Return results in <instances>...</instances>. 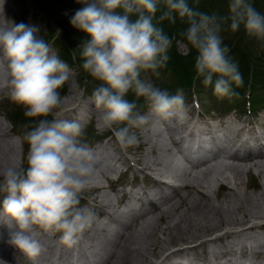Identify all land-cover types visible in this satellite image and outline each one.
<instances>
[{
  "label": "clouds",
  "instance_id": "1",
  "mask_svg": "<svg viewBox=\"0 0 264 264\" xmlns=\"http://www.w3.org/2000/svg\"><path fill=\"white\" fill-rule=\"evenodd\" d=\"M161 2L160 21L175 23L178 15L187 23L179 35L197 52V77L219 98L238 97L232 85L243 86L221 33L243 26L249 37L264 41V13L251 0H229L227 15L199 11L187 0H77L82 7L70 23L89 37L77 47L81 67L99 82L92 102L123 149L140 143L133 129L147 125L150 117L182 124L188 116L184 90L171 94L148 75L160 76L174 39L154 23ZM0 52V89L28 118L21 125L26 157L12 155L0 167V224L10 230L9 244L29 257L42 251V233L59 234L71 248L95 221L81 198L97 185L102 167L95 150L80 139L82 125L56 118L68 99L60 89L69 79V66L37 27L23 23L0 22ZM129 93L135 99H127Z\"/></svg>",
  "mask_w": 264,
  "mask_h": 264
},
{
  "label": "bare ground",
  "instance_id": "2",
  "mask_svg": "<svg viewBox=\"0 0 264 264\" xmlns=\"http://www.w3.org/2000/svg\"><path fill=\"white\" fill-rule=\"evenodd\" d=\"M67 97L57 119L69 120V111L75 109L77 117L91 114L79 104L80 97L72 87ZM191 121L185 120L179 125L164 121L161 124L154 121L147 124L149 145L145 143L144 150L152 154L143 152L142 156L137 155L135 161L138 163L137 170L153 186L148 188L146 197L132 195L134 199L137 197L141 205L148 203L151 207L141 212L137 220L127 216L128 212L123 208L117 217L108 210L107 216L117 226L101 221L96 231L91 233L94 242L89 246L85 231L78 244L69 250L71 264H77L75 257L85 258L89 264H255L251 257L264 254V233L257 231L264 226V115L256 118V122L236 116L219 120L216 124ZM4 126L1 122L0 130ZM6 128L10 130L8 126ZM203 133L208 134V139L216 146L217 151L211 160L188 166L185 159L171 151L172 144L187 136V147L195 154L194 150L207 142L201 137ZM223 144L227 150L222 160L220 148ZM157 148L166 150L168 154L160 155L156 152ZM250 148L256 149L257 153L245 151L247 154L244 156L236 154L238 149ZM14 149L10 143L0 148V167L12 156ZM228 149H232V153H227ZM191 159L194 160L193 157ZM220 159L221 164L214 161ZM252 169L258 174L260 185L249 188L242 176ZM166 185L172 189L171 195L166 193ZM97 186L101 185L98 183ZM219 188L225 190L222 196L217 194ZM174 196H179L177 202L162 206ZM98 201L103 209V205L110 204L111 198L105 196ZM152 207L156 214L153 217L155 222L140 219ZM159 221L164 223L163 226H157ZM98 230L103 235H97ZM9 231L6 225H0V250L12 246L9 244ZM173 243L185 245L168 248ZM103 250H106V256L101 260L100 252ZM58 251L57 259L47 255L43 264H59L63 261L65 250L63 252L62 245ZM24 256L30 263H34L29 256ZM0 264L5 262L0 260Z\"/></svg>",
  "mask_w": 264,
  "mask_h": 264
},
{
  "label": "rangeland",
  "instance_id": "3",
  "mask_svg": "<svg viewBox=\"0 0 264 264\" xmlns=\"http://www.w3.org/2000/svg\"><path fill=\"white\" fill-rule=\"evenodd\" d=\"M197 1L200 2L201 0H193L194 3H198ZM207 1L210 3L211 9L215 13L223 12V15L228 14L229 0H207ZM254 1L255 0H251L252 3ZM47 2H48L49 9L56 10V11H58L59 14H62L64 16L69 15L72 11V9L64 8L63 5L61 3H57L56 0H47ZM75 2L77 3V0ZM263 4H264V0H263V3L259 2V6L263 5ZM78 5H80V4H78ZM0 7H1L0 8V22H3V23H10L11 22V23H15V24L23 23V24L28 25V26H35L39 29V34L41 36L47 35V33L50 30V27L53 28V30L55 31V34L59 33L57 26H55L53 24L52 20L48 16V14L46 12L42 11L40 8H38L30 0H5V1L0 0ZM261 8H262L261 13H264V6ZM75 10H77V9H73V13H75ZM140 10H142V9H139V11ZM177 48H178V51L182 54H185L188 52L187 46L182 41H177ZM52 49L54 52L57 53L56 47L52 46ZM0 54H2V52H0ZM68 66L70 69V74H69V80H67L65 82L66 87H67V92H66V95H64V96H67L70 94V87H72L74 89V91L76 92V94L80 97V100H79L80 103L79 104H81V106L83 108H85L88 112L91 113V114L89 113L90 115L85 117L86 119H84L83 122L80 123L82 125V130H83V135L80 137V139L87 142L89 145H92L94 143L96 144V147L99 148L96 155L100 159L99 163H100V166L102 167L101 179L98 181L99 185H101L102 187L96 185L95 187H93V189L91 188L90 190L82 193V198H81V206H87V207L91 208L95 212V215H96V218H95V221H94L92 227L86 230V233H87L86 243L89 246V245H92L94 242V238H91V233L96 231V229H97L96 227L98 226V224L101 221L103 223H109V224H114V225L116 224V226H117V223L113 222V220H111L107 216V211L109 210L108 212L112 213V215L117 217V215L119 214L118 206L121 202V199L124 196H126V193H129L127 191L129 190L131 193L140 194V191H143L144 189H146V186L148 185L147 184L148 181H146V177L143 176V174L137 170L138 163L135 161V158H137V155L142 156L143 152H147L146 150H144L145 149L144 148L145 143L148 144V134L146 133L147 125L143 126L140 129H133V131L136 132L141 143H139L138 145H136L134 147H130L127 149L121 148L120 144L118 143V141L116 140V138L114 136L113 130L108 129L103 125V123L101 121V113L99 110H97L95 108V105L92 102V99H91L92 92L96 86H93L92 88H90L87 86L86 82L80 83V81H78V69H77V67L75 65H71V66L68 65ZM148 75L151 77V79L153 80L155 85L157 83H164V81L166 80L161 73H160L159 77L152 76L150 72L148 73ZM197 86L200 87V88H198L199 92H190L189 91V92L185 93V103H186L187 110H188V116H187L188 120L186 119V122L191 121L192 118L196 117V115H198L199 119L206 120V121L211 120L213 118H218L219 120H221L222 117H224V116L227 118L231 117V116L232 117L236 116L238 118L243 117V118H246L247 120L251 121V119L254 117L255 114L249 115L248 112H246L244 110V108H236L235 106L230 107L229 104H227V103L225 104L228 97L223 98V102H224V105H222V106H224L223 107L224 110H223L222 107L218 106V104H219L218 102L221 100L220 98L217 97L218 102L216 101V103H215V101H213L214 100V92H213V86L212 85L205 86L202 83V79L200 81L197 78ZM16 105L17 104L13 103L10 100V98L8 97L7 91L5 89H0V123L3 122V124L5 125L0 130V148H3L4 146H6L7 144L10 143L15 148L14 153L12 155H15L17 158L24 159L26 157V152H25V147H24V143H23V138H21L18 134H15L12 131V129H11L12 123L10 121H8L7 115L5 113V108L10 109L14 106L16 107ZM141 110L145 113L147 112L146 107L144 109H141ZM263 110L260 111V113H258V114H260V115H258V118L263 117V115H264ZM76 111H77V109L72 110L71 112L69 111V113H72V116L69 118V120L75 119ZM241 111H243V112H241ZM256 115H257V113H256ZM152 121L158 122L160 124L162 123L161 121L155 119L154 117H150L149 123ZM164 122L167 124L168 123L172 124V125H175V124L179 125L180 124V123H177L175 119H172L170 121H164ZM255 122H256V120H255ZM6 126H8L10 128V130H8L6 128ZM86 133H88V135H89V137H87V138H85ZM180 134H177V135L179 136ZM156 152L159 153L160 155L161 154H163V155L168 154V152L166 150H159V148H157ZM147 153H150V155L152 154L149 151ZM134 154H136V155H134ZM129 157L131 158V160ZM220 158L223 160L222 157H220ZM221 159H220V161L219 160H214V161H216L217 164H221V161H222ZM125 160L129 161L130 164L128 162H126ZM111 166H113V167H111ZM112 169H114V170H112ZM122 170H126V173L124 175H121L118 178V180L114 181V179L118 176L119 171H122ZM253 170L254 169H252L250 173L244 174L242 176V180L248 184L249 188L257 187V185H260V183H259L260 178H259L258 174ZM105 173H107V174H105ZM104 174L108 175V176H105ZM149 184L151 185L152 183H149ZM121 185H122V187H121ZM124 185H127V186H124ZM131 185H133V186H131ZM106 186L108 188H106ZM130 189H132V190H130ZM141 189H143V190H141ZM165 191L168 195H171V193L173 192L171 188L167 187V185L165 186ZM136 192H138V193H136ZM224 193H225L224 188L218 189V192H217L218 196H222ZM105 196H109L111 198V202H110L111 205L106 204L105 202H102V203L106 204V205H103V209H102V207H100L98 204L99 203L98 200L102 199L103 197L105 198ZM178 197L179 196H174L172 198L173 200L171 199V201L169 200L167 203H163L162 206H168L170 203H172L174 201L177 202L179 200ZM97 210H99V211H97ZM154 213H155V211H153V207H152L151 210L148 213H146L145 216H142L140 219L144 218V219L150 221L151 223L155 222V221H153V219H154L153 217L156 215ZM131 217L134 218L135 220H137L139 218V216H137V217L136 216H130V218ZM105 218L107 220H105ZM157 223H158L157 226L158 225L163 226V224H164L162 221H159ZM98 234L103 235V233L100 230L97 231V235ZM38 239H40L41 244L43 243L42 244L43 248H42V252H40L39 255L35 256L34 258L29 257V259L33 260L34 263H30V261L25 258L24 253L20 252L18 249L12 248V246H8L6 248L4 247L5 248L4 250H0V258H1L0 260L2 262H5V264H43V261H45V259H46L45 257L47 255H48L47 257L57 259L58 258V252H59L58 251L59 246L62 245L63 252L65 250V252H64L65 253L64 254L65 259L63 261H60L59 264H71V256L69 254L70 248L60 242L59 234L49 235L46 233H42L38 237ZM180 244L185 245L183 243H179L176 245H175V243H173L170 246H168V248H171V247L173 248L174 246H178V247L182 246ZM48 246H49V248H48ZM105 256H106V250L101 251L100 252L101 260ZM154 258H155V256L153 257V259ZM251 259L255 261V264H262L264 262V254L263 255L262 254L255 255V256L251 257ZM74 261L77 264H89V262H87L85 260V258L75 257Z\"/></svg>",
  "mask_w": 264,
  "mask_h": 264
},
{
  "label": "trees",
  "instance_id": "4",
  "mask_svg": "<svg viewBox=\"0 0 264 264\" xmlns=\"http://www.w3.org/2000/svg\"><path fill=\"white\" fill-rule=\"evenodd\" d=\"M42 11L46 12L53 24L58 28V34L50 27L49 32L44 37L49 43L57 48L58 56L65 61L68 65H75L78 69V81L86 82L87 86L92 88L99 84L87 74L81 67L83 61L79 55L78 45L89 37L81 30L74 28L70 23V17L74 15L73 9H78L81 6L78 5L76 0H56L57 3H61L64 8L72 9L71 13L67 16L59 14L56 10H51L48 7L47 0H30ZM191 7L197 8L199 11L207 12L209 14L214 11L211 9L210 3L207 0H201L198 3H194L193 0H187ZM259 2L263 3V0H255L253 2L254 7L261 12ZM122 11V10H121ZM164 11L163 4L161 2L158 11L155 16L154 23L158 27L163 28L165 34L170 37H174L172 48L169 51L170 59L167 62L165 68L159 69L160 73L166 79L164 83H157L156 86L161 89H166L171 94H175L177 89H183L186 92H199L197 86V74L195 71V57L197 52L186 41V38L179 34L187 28V23L182 21L179 16L172 23L168 20L160 21L159 17ZM223 15V12L217 13ZM139 13L135 12L131 15V19L135 20ZM225 28L227 26L225 25ZM223 42L230 49L229 56L239 66V71L243 77V86L236 87L232 85L233 90L238 93V97L233 96L227 98L225 104L229 106H235L236 108H244L245 111L254 112L257 108L264 106V41L255 37H249L243 28L233 33L230 30H225L221 33ZM177 40L184 42L188 47V52L182 54L178 51ZM200 81L202 78H198ZM216 77L213 78L215 80ZM61 95L66 93L65 84L60 89ZM219 98V97H218ZM218 98L214 95L215 102H218ZM127 99L130 101L135 99L133 94L129 93ZM218 102L219 106L224 105L223 98ZM21 106H14L10 109L5 108V113L8 120L13 125V130L23 135L21 125L28 122V118L24 115V108ZM145 107H142L143 109ZM224 110V109H223ZM50 118V117H49ZM25 152L27 153L28 145L24 142Z\"/></svg>",
  "mask_w": 264,
  "mask_h": 264
}]
</instances>
